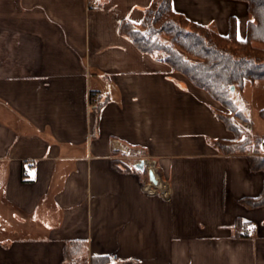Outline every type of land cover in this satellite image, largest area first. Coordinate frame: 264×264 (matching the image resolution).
<instances>
[{"label": "crops", "instance_id": "1", "mask_svg": "<svg viewBox=\"0 0 264 264\" xmlns=\"http://www.w3.org/2000/svg\"><path fill=\"white\" fill-rule=\"evenodd\" d=\"M98 1L0 0V264H64L76 239L109 264H264V205L240 202L264 171L216 144L236 137L223 105L120 31L156 0ZM172 4L221 34L235 17L247 36L245 0ZM249 83L259 103L236 104L264 134V79ZM130 150L157 160L164 193L143 190Z\"/></svg>", "mask_w": 264, "mask_h": 264}, {"label": "trees", "instance_id": "2", "mask_svg": "<svg viewBox=\"0 0 264 264\" xmlns=\"http://www.w3.org/2000/svg\"><path fill=\"white\" fill-rule=\"evenodd\" d=\"M249 3L250 20L247 36L238 37L237 21L231 18L228 34H221L200 22L192 21L173 8L172 0H156L147 9L142 21V28L131 21L124 20L120 31L131 37L136 46L144 51L154 53L164 51L166 61L173 70L184 73L194 84L204 88L208 93L227 107L238 118L246 119L231 97V86L242 87L246 79L255 81L264 79V0H245ZM169 39L163 41L161 35ZM196 57H186L185 53ZM92 94H95L94 92ZM107 99L100 98L98 104L92 105L98 113ZM217 115L224 120L227 127L236 134L234 139L216 140L223 153L242 154L249 150V160L254 170L264 171V154L261 145L264 134L242 136V126L233 115L216 109ZM264 119V108L260 112ZM119 165V164H118ZM123 170H132L128 164L119 165ZM240 202L249 207L264 205V187L259 196H246ZM239 223V218H238ZM87 240L69 241L65 247L64 264H109L107 256L88 258Z\"/></svg>", "mask_w": 264, "mask_h": 264}, {"label": "rangeland", "instance_id": "3", "mask_svg": "<svg viewBox=\"0 0 264 264\" xmlns=\"http://www.w3.org/2000/svg\"><path fill=\"white\" fill-rule=\"evenodd\" d=\"M160 37L163 41H167L169 39V37L166 34H162ZM185 55H186V57H188L190 59L196 60L195 56H193L187 52L185 53ZM249 81L255 82L256 80L252 81L250 79H246L244 82V85L242 87H239V85H235V88L238 87V88H236L235 92L231 88L230 94H231V97L233 98V100L235 101V103H236V101L238 103L240 102L242 105H244L248 109H251L259 103L260 98H261V93H260L261 90L259 89V87L253 86V84L249 83ZM255 84H257V83H255ZM233 92H234V97H233ZM218 110L221 112H224L226 114L233 115V117L236 118V120H238L240 122V124L242 126L241 129L243 130V133H242L243 137H245L247 134H250L251 136L263 135L253 128V124L251 122H249L247 117H246V119L238 118L233 112H231L224 105L222 107H220ZM262 146L263 145H261V147ZM247 152L252 153V150H249ZM125 156H127L126 158L124 157L125 160H129V162L131 161V163H133L136 160L140 159L141 156H147V154H141L138 152L136 153L135 151L130 150V151L125 152ZM150 159H153V158H150ZM157 166L159 167V165H157ZM144 171H145L146 176H147V181L150 182L152 179V176H153V171L148 166H146V170H144ZM160 182H161V180H160Z\"/></svg>", "mask_w": 264, "mask_h": 264}, {"label": "built area", "instance_id": "4", "mask_svg": "<svg viewBox=\"0 0 264 264\" xmlns=\"http://www.w3.org/2000/svg\"><path fill=\"white\" fill-rule=\"evenodd\" d=\"M98 3H99L98 0H88V7H94V6L98 5ZM100 98H101V94H100V93L92 94V95H91V105L98 104L99 101H100ZM262 145L264 146V143H263ZM249 153H251V152H249ZM148 158H152V157H150V156H141L140 159H138V160H136L135 162H133V165H135L136 163L140 162V163H143V164H145L146 166H148V164H147ZM153 159H154V158H153ZM154 160H155V163L157 164V160H156V159H154ZM148 167H149V166H148ZM157 167H158V166H157ZM31 168H32L31 164H28V165L24 168V170H23L24 174L27 175V174L30 172V169H31ZM150 169H151V168H150ZM158 169H159V167H158ZM151 170H152V169H151ZM159 172H160V170H159ZM160 174H161V173H160ZM152 180H153V176H152L151 181H152ZM151 181H150V182L146 181V182L144 183V185H143V190H144L148 195H150V196H156V195H158V194H162V193H164V189H163L161 186H157V185H155V186L152 187L153 189H155V194L152 193V192L150 193L149 190H148V189H149L148 186L150 185ZM73 264H75V263H73ZM89 264H91V263L89 262Z\"/></svg>", "mask_w": 264, "mask_h": 264}, {"label": "bare ground", "instance_id": "5", "mask_svg": "<svg viewBox=\"0 0 264 264\" xmlns=\"http://www.w3.org/2000/svg\"><path fill=\"white\" fill-rule=\"evenodd\" d=\"M147 164L148 166L152 169L153 171V180L151 181L153 184L155 185H159L160 183V180L157 176V171H156V163H155V160L154 159H150L148 158V161H147Z\"/></svg>", "mask_w": 264, "mask_h": 264}, {"label": "water", "instance_id": "6", "mask_svg": "<svg viewBox=\"0 0 264 264\" xmlns=\"http://www.w3.org/2000/svg\"><path fill=\"white\" fill-rule=\"evenodd\" d=\"M231 88H232V90H234V89H235V85H232ZM134 167H135L136 169H138V170H142V171L146 170V165L143 164V163H140V162L136 163V164L134 165Z\"/></svg>", "mask_w": 264, "mask_h": 264}]
</instances>
